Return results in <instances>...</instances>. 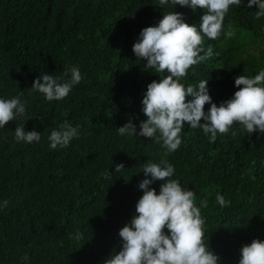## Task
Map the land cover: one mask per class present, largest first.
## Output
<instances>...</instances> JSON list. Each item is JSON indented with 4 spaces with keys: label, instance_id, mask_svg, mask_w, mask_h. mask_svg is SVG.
<instances>
[{
    "label": "trees",
    "instance_id": "trees-1",
    "mask_svg": "<svg viewBox=\"0 0 264 264\" xmlns=\"http://www.w3.org/2000/svg\"><path fill=\"white\" fill-rule=\"evenodd\" d=\"M247 2L230 6L225 16L224 31L234 35L205 36L203 47L212 45L213 57L181 80L187 86L208 79L217 106L238 90L237 76L264 70V46L245 56L250 42L264 41V17L256 19L257 6L248 8ZM158 5L159 0H0V98L19 96L31 117L0 128V205L9 201L0 207V264H104L121 249L119 230L136 214L144 163L162 158L175 168L171 179L195 192L197 207L207 201L200 209L205 243L219 264H239L244 245L264 241V133L248 135L237 124L235 136L218 133L212 142L210 134L185 122L179 149L167 156L162 142L118 134L130 119L139 132L147 119V85L167 75L145 68L146 61L134 55L141 30L170 11L199 28L202 9ZM73 65L82 80L65 99L48 101L31 90L42 73L62 76ZM65 120L78 126L79 137L51 149L48 137ZM24 123L26 131L40 132L39 142H16L15 128ZM119 163L124 170L117 174ZM107 169L112 179L103 178ZM161 183L150 187L159 193ZM218 194L229 204L221 206ZM78 231L82 241L70 238Z\"/></svg>",
    "mask_w": 264,
    "mask_h": 264
},
{
    "label": "clouds",
    "instance_id": "clouds-1",
    "mask_svg": "<svg viewBox=\"0 0 264 264\" xmlns=\"http://www.w3.org/2000/svg\"><path fill=\"white\" fill-rule=\"evenodd\" d=\"M169 3L174 7H189L193 12L202 9L199 28L196 24L185 22L181 12L170 11L164 13L157 25L141 30L133 44L134 55L137 60L146 61L145 68L167 75L147 85L142 99V111L147 119L140 122L139 132L130 119L118 127V134L162 142L167 156L179 149L185 122L193 129L201 128L205 135L210 134L212 142H215L218 133L228 134L237 124L248 135L257 131L264 133V70L254 77L237 76L235 86L238 90L219 106L209 94L208 79L187 86L181 83L191 67L213 57L212 45L209 44L206 51L203 47L205 36L215 40L222 33L226 37L234 35L231 30L224 31V20L230 6H240L242 0H159L158 6ZM253 5L257 6L255 18L264 17V0H248L246 6L251 8ZM69 73L70 79L65 80ZM81 80L79 67L73 65L62 76L42 73L34 80L31 90L44 94L48 101H59L65 99ZM186 97L192 99L187 100ZM25 103L19 96L0 98V128L17 117H26L25 121L31 118L27 116ZM205 104L210 105L207 111ZM24 125L15 128L16 142H39L40 132L26 131ZM231 135L235 136L236 131H231ZM78 137V126L73 127L65 120L59 130L51 131L48 137L50 148H66ZM122 170L123 163L115 165L117 174ZM142 172L145 178L138 187L143 195L136 204V214L119 230L121 249L104 264H219L220 257L205 243V218L200 209L207 207V201H202L200 207L196 206L195 192L183 188L179 180L171 179L175 168L167 159L162 158L159 163H144ZM102 176L105 180L112 179L108 169ZM155 181L163 182L159 193L150 187ZM216 201L221 206L229 204L219 194ZM8 203L4 200L0 207H7ZM70 238L82 241L83 233L78 231ZM22 259L26 261L27 254ZM239 264H264V241L254 239L244 245Z\"/></svg>",
    "mask_w": 264,
    "mask_h": 264
},
{
    "label": "rangeland",
    "instance_id": "rangeland-1",
    "mask_svg": "<svg viewBox=\"0 0 264 264\" xmlns=\"http://www.w3.org/2000/svg\"><path fill=\"white\" fill-rule=\"evenodd\" d=\"M262 46H264V41H262V42H258V41L250 42L248 44L247 49H246L247 52H245V56H247L248 54H256V53H258L259 49Z\"/></svg>",
    "mask_w": 264,
    "mask_h": 264
}]
</instances>
